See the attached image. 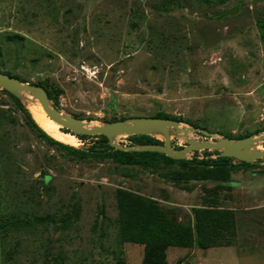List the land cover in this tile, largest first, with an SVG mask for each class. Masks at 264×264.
I'll list each match as a JSON object with an SVG mask.
<instances>
[{"label":"rangeland","instance_id":"obj_1","mask_svg":"<svg viewBox=\"0 0 264 264\" xmlns=\"http://www.w3.org/2000/svg\"><path fill=\"white\" fill-rule=\"evenodd\" d=\"M0 71L40 83L84 120L164 113L230 138L255 133L264 129V0H0ZM97 140L61 143L86 151ZM118 189L194 236V210L221 211L213 245L168 246L165 264H264V159L220 180L193 163L76 158L41 138L0 89V264H142L143 244L121 238Z\"/></svg>","mask_w":264,"mask_h":264},{"label":"trees","instance_id":"obj_2","mask_svg":"<svg viewBox=\"0 0 264 264\" xmlns=\"http://www.w3.org/2000/svg\"><path fill=\"white\" fill-rule=\"evenodd\" d=\"M4 73L9 74L8 72ZM32 84L42 86L40 83ZM44 89L49 99V90L46 88ZM2 91L6 93L14 102V104L23 112L31 125L36 128L37 133L41 138L48 142L55 143L60 148L64 149L66 154L72 155L76 158L91 156L102 159L110 156L114 161L119 163L138 164L142 167H155L159 162H177L180 165L193 163V165H199L205 174H214V178L220 180H225L228 177L230 170L239 169L240 167H249L251 165H255L257 162L256 160L252 163H246L230 157H220L217 156V152L215 151H212L215 154V158H210L207 150H203L204 155H202L200 159H196V151L192 152V157L190 159H172L154 151H120L110 147L106 142V138L102 135H92L91 137H95L98 140L94 142L95 145L91 146L86 151L82 149H76L75 147L52 139L51 136L45 133L40 128V126L35 123L29 111H27L13 95L9 94L5 90ZM52 92L56 95L61 91L60 89L53 87ZM153 117L171 118L176 121H181L179 116H172L164 113L155 114ZM103 121L111 122L115 120L104 119ZM60 130L65 134L67 133L71 136L74 135L73 137H87L85 135L72 134L67 129L60 128ZM247 135L249 134L247 133L241 136H236L235 138L244 137ZM130 136L133 138V142L131 144H161L159 140L147 135ZM224 137L230 138L228 135H225ZM232 161H237V163H230ZM174 175L178 176L179 173H175ZM44 177L47 178L48 175H45ZM116 195L121 238L123 241L143 244L142 264H165V250L168 246H191L195 244L197 247H206L211 246L216 242L214 241L216 237H214L213 233L214 231L216 233L217 223L211 217L213 212H220L221 214V211H212L206 209L194 210V224L196 233L194 236L192 235L189 226L177 223L173 218L167 217L165 211L158 207L150 199L122 189H118L116 191Z\"/></svg>","mask_w":264,"mask_h":264},{"label":"water","instance_id":"obj_3","mask_svg":"<svg viewBox=\"0 0 264 264\" xmlns=\"http://www.w3.org/2000/svg\"><path fill=\"white\" fill-rule=\"evenodd\" d=\"M0 89L13 95L23 107L26 101L37 102L44 114L76 135H102L107 144L120 151H154L172 159H186L193 151L207 150L217 152V156L230 157L238 161L252 163L264 159V129L239 138H226L218 133L184 124L171 118L152 116H132L115 121H92L72 116L51 103L45 89L37 84L21 81L17 77L0 71ZM30 113V112H29ZM195 133L198 137L192 136ZM147 135L159 140L161 144H128L118 142V136ZM176 138L182 146L173 148L171 139Z\"/></svg>","mask_w":264,"mask_h":264},{"label":"bare ground","instance_id":"obj_4","mask_svg":"<svg viewBox=\"0 0 264 264\" xmlns=\"http://www.w3.org/2000/svg\"><path fill=\"white\" fill-rule=\"evenodd\" d=\"M26 107L29 110L31 117L45 133H47L55 140L67 144H72L75 137L73 138L71 135L62 132L60 130V126L54 123L44 114L37 102L26 101Z\"/></svg>","mask_w":264,"mask_h":264}]
</instances>
